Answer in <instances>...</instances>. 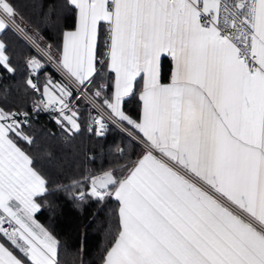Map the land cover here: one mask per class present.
Wrapping results in <instances>:
<instances>
[{"label":"snow or ice","instance_id":"obj_1","mask_svg":"<svg viewBox=\"0 0 264 264\" xmlns=\"http://www.w3.org/2000/svg\"><path fill=\"white\" fill-rule=\"evenodd\" d=\"M61 9L74 12L75 30L63 31L53 52L13 0H0V33L27 38L62 74L45 73L41 85L45 64L25 57L27 89L42 98L32 114L0 104V264H59L57 240L34 217L61 192L78 204L118 202L101 264H264V0H62L48 16L54 27ZM164 56L173 61L167 84ZM105 67L114 74L110 95L96 83ZM0 70L16 71L3 41ZM137 77L138 121L122 108ZM82 97L89 135L101 138L111 124L143 151L119 170L53 183L18 141L34 143L25 129L38 111L56 113L66 138L80 134L73 100Z\"/></svg>","mask_w":264,"mask_h":264},{"label":"trees","instance_id":"obj_2","mask_svg":"<svg viewBox=\"0 0 264 264\" xmlns=\"http://www.w3.org/2000/svg\"><path fill=\"white\" fill-rule=\"evenodd\" d=\"M61 2L62 0H13L29 28L38 29L43 40L53 45L55 50L60 47L63 31L71 30L75 26L74 12L63 9L59 11L60 21L55 27L49 21L48 16L53 5ZM106 33L107 29L100 26L101 53L104 51L103 38ZM0 41L6 44V54L16 69L14 75L0 70V104L10 109L31 112L33 101H38V96L27 89L25 84L28 72L25 57L37 56L45 64L38 76L41 85L46 79L45 73L57 81L61 80L62 76L38 55L24 37L13 30L0 33ZM171 69V60L163 57L161 82L170 80ZM101 81L110 95L112 79L106 67L96 78L97 84ZM140 89L141 83L137 80L136 94L126 97L122 104L125 113L134 120L139 118ZM80 113L84 130L74 138H66L55 119L40 111L36 118L30 119V128L25 129L33 136L34 143L28 145L24 141H18L25 151L44 166L53 183L71 185L74 180H83L88 170L93 174H102V171L109 167L119 170L121 166L136 160L142 152L143 147L138 141L111 124L103 137L89 135L86 131V113ZM116 145L123 149L122 155L115 152ZM84 188L87 190L88 182H84ZM41 203L43 206L35 218L57 240L59 264H101L105 250L111 246L118 227V202L113 197H107L103 205L91 198L78 204L67 193L61 192L49 196L47 203Z\"/></svg>","mask_w":264,"mask_h":264},{"label":"built area","instance_id":"obj_3","mask_svg":"<svg viewBox=\"0 0 264 264\" xmlns=\"http://www.w3.org/2000/svg\"><path fill=\"white\" fill-rule=\"evenodd\" d=\"M107 35V33L105 34V36ZM104 36V37H105ZM103 40H104V38H103ZM104 52V51H103ZM48 62V61H47ZM48 63H51V62H48ZM58 72V71H57ZM61 76H62V74H61V72L59 71L58 72ZM37 96H38V100H40L42 97L41 96H39L38 94H37ZM73 105L75 106V107H77L78 109H79V111H85V113H86V122H87V120H88V117H89V109H90V104H89V102H87V100H86V98H81L80 100H73ZM29 112V111H28ZM39 112L40 111H38V112H36L34 115H30V119H34V118H36L37 116H38V114H39ZM45 112V111H44ZM30 114H32V111L31 112H29ZM45 113H47V114H49L52 118H54L57 114L56 113H51V112H45ZM93 115H95V111L93 110ZM86 126H87V124H86ZM119 128V127H118ZM126 132H128V131H126ZM129 133V132H128Z\"/></svg>","mask_w":264,"mask_h":264},{"label":"crops","instance_id":"obj_4","mask_svg":"<svg viewBox=\"0 0 264 264\" xmlns=\"http://www.w3.org/2000/svg\"><path fill=\"white\" fill-rule=\"evenodd\" d=\"M101 26L103 27V29H107L106 28V25H104V23L102 22L101 23ZM30 30H32V29H30ZM75 30V26H74V28L73 29H71V30H67V31H74ZM24 39L25 40H27L25 37H24ZM28 41V40H27ZM29 42V41H28ZM43 44L44 45H48V43L47 42H45L44 40H43ZM31 45V44H30ZM61 45H62V38H61V44H60V47H61ZM32 46V45H31ZM52 51L53 52H56V50L54 49V48H52ZM164 57H168L170 60H171V57L170 56H164ZM163 58V57H162ZM162 58H161V60H162ZM171 62H172V69H173V61L171 60ZM172 69H171V72H172ZM108 71V70H107ZM109 72V71H108ZM110 73V75H111V79H112V82H111V92H112V88H113V80H114V74L113 73H111V72H109ZM137 80H139L140 81V83H141V89H140V92L142 91V89H143V78L142 77H137ZM170 80H171V76H170ZM170 80L168 81V82H161V83H164V84H167V83H170ZM111 92H110V94H111ZM140 94V93H139ZM141 111H142V106H141V101H140V112H139V118H138V120L140 119V117H141ZM137 120V121H138ZM130 135V134H129ZM137 135H139V134H137ZM131 136V135H130ZM132 137V136H131ZM137 141V140H136ZM143 147V146H142ZM142 151H143V148H142ZM142 153V152H141ZM140 153V154H141ZM114 198V197H113ZM36 215V214H35ZM35 218V217H34ZM36 219V218H35ZM37 221V220H36ZM37 223L38 224H40L38 221H37ZM41 225V224H40ZM42 226V225H41ZM43 227V226H42Z\"/></svg>","mask_w":264,"mask_h":264},{"label":"rangeland","instance_id":"obj_5","mask_svg":"<svg viewBox=\"0 0 264 264\" xmlns=\"http://www.w3.org/2000/svg\"><path fill=\"white\" fill-rule=\"evenodd\" d=\"M27 39V38H26ZM29 43H30V41H29ZM31 44V43H30ZM33 47V46H32ZM37 52H38V50L35 48V47H33ZM42 59H44L45 61H47L45 58H43L42 56H40ZM56 71H58L59 72V70L56 68V66H55V64H52V63H49ZM122 131H124V132H126L125 130H123L122 128H120ZM126 133H128V132H126ZM129 134V133H128Z\"/></svg>","mask_w":264,"mask_h":264},{"label":"water","instance_id":"obj_6","mask_svg":"<svg viewBox=\"0 0 264 264\" xmlns=\"http://www.w3.org/2000/svg\"><path fill=\"white\" fill-rule=\"evenodd\" d=\"M100 175H102V174H100Z\"/></svg>","mask_w":264,"mask_h":264}]
</instances>
